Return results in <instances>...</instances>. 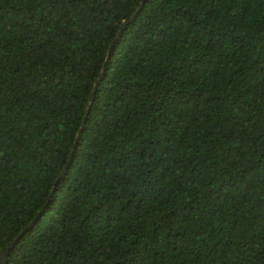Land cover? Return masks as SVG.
<instances>
[{
  "label": "trees",
  "instance_id": "trees-1",
  "mask_svg": "<svg viewBox=\"0 0 264 264\" xmlns=\"http://www.w3.org/2000/svg\"><path fill=\"white\" fill-rule=\"evenodd\" d=\"M142 1L0 0L9 264H264V0H148L108 59Z\"/></svg>",
  "mask_w": 264,
  "mask_h": 264
},
{
  "label": "water",
  "instance_id": "water-1",
  "mask_svg": "<svg viewBox=\"0 0 264 264\" xmlns=\"http://www.w3.org/2000/svg\"><path fill=\"white\" fill-rule=\"evenodd\" d=\"M147 2H148V0H143L142 3L140 4V7L135 12V14L130 19H127V20H125L123 22V24L121 25V27L119 29V32H118V35H117L116 39L110 45L109 52H108L109 53L108 54V59H109V57H110V55H111V53L113 51L114 46L116 45V43H118L120 41V39L122 38V35H123L124 31L126 30V28L128 27V25L135 21V19L137 18L138 14L141 12V10L143 9V7L146 5ZM104 75H105V69L102 71L101 77L98 79V82L96 83L94 92H93L92 96L90 97L89 110L91 109V107L93 105V102H94V99H95V93L97 91V87L101 83V81L103 80ZM83 129H84V127H82L81 132L83 131ZM81 132H80V134H81ZM80 134L77 136L76 144L74 146L73 152L71 153V155L69 157V160H68V163L65 166L64 170L62 171V173H61V175L59 177V180H61L64 177V175L67 172V169H68L69 165L73 161L74 153H75L76 148H77V143L79 142V139H80ZM56 186H55L53 192L55 191ZM36 220H34L32 222V224H30L5 250L0 251L1 264H9V255H10L11 251L14 249L15 245L23 237V235L35 224Z\"/></svg>",
  "mask_w": 264,
  "mask_h": 264
}]
</instances>
